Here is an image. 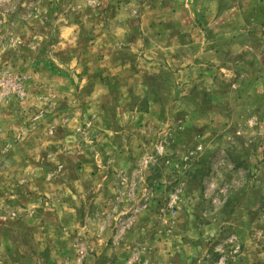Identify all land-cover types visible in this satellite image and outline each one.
<instances>
[{"label": "rangeland", "instance_id": "374dc122", "mask_svg": "<svg viewBox=\"0 0 264 264\" xmlns=\"http://www.w3.org/2000/svg\"><path fill=\"white\" fill-rule=\"evenodd\" d=\"M0 264H264V0H0Z\"/></svg>", "mask_w": 264, "mask_h": 264}, {"label": "built area", "instance_id": "2783aa9c", "mask_svg": "<svg viewBox=\"0 0 264 264\" xmlns=\"http://www.w3.org/2000/svg\"><path fill=\"white\" fill-rule=\"evenodd\" d=\"M7 73L0 74V105L11 99V95L16 92V90H22V87L9 79Z\"/></svg>", "mask_w": 264, "mask_h": 264}]
</instances>
